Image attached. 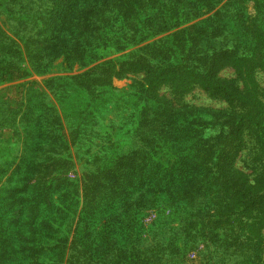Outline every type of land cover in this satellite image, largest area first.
<instances>
[{
	"label": "trees",
	"instance_id": "trees-1",
	"mask_svg": "<svg viewBox=\"0 0 264 264\" xmlns=\"http://www.w3.org/2000/svg\"><path fill=\"white\" fill-rule=\"evenodd\" d=\"M259 71L264 0H0V86L14 85L0 88V137L22 142L0 165V264H190L206 242L204 264H256L255 242L216 230L264 213ZM194 90L225 106L186 102ZM245 150L249 174L234 165Z\"/></svg>",
	"mask_w": 264,
	"mask_h": 264
},
{
	"label": "rangeland",
	"instance_id": "rangeland-1",
	"mask_svg": "<svg viewBox=\"0 0 264 264\" xmlns=\"http://www.w3.org/2000/svg\"><path fill=\"white\" fill-rule=\"evenodd\" d=\"M249 12H250V17L251 19L255 20L256 17V10L254 8V6L252 4H250L249 6ZM251 21V20H249ZM191 31V30H190ZM200 28H196L194 30V34L198 35L200 34ZM132 50H126L122 53L119 54H115L112 55L104 60L107 59H115L117 57H121L124 54L129 53ZM102 60V61H104ZM100 61V62H102ZM114 65V64H112ZM108 67H110L109 65H106ZM104 66V67H106ZM115 66V65H114ZM84 70H87L84 69ZM83 70V71H84ZM117 70H120L119 67H115V70H112V72H116ZM59 75H65L64 72H53L50 74H46V75H34L31 79H36L38 80L43 87L46 86V82L48 81V79L50 78H54L56 76ZM258 80V82L260 83V85L262 87H264V73L259 71L256 74H254ZM219 77H235V71L233 68L231 67H225L224 69L219 71L218 74ZM138 79L137 76L133 75V74H128L126 76H123L122 74L120 75H113L112 77V86L113 88L122 91L124 89H131L130 85H134V87H137V83L134 82V79ZM10 86H14L13 84H6L3 86H0V88L2 87H10ZM10 93L14 94V89L10 88ZM16 96L18 97L17 99L19 100V98L21 97V92L16 93ZM52 99L54 100V98L52 97ZM186 102H189L193 105L196 106H211V107H222L225 106L223 101L220 100H216V99H212L210 97L207 96V94L205 92H201L198 90H194L192 93L188 94L185 97ZM61 114V119L64 125V135L66 138V142L67 144L71 147L72 152L74 151V147L77 141V137L76 134L74 132H71L69 130V128L67 127V118L66 116L63 114L62 111H60ZM219 129H213L212 132H218ZM99 140V139H98ZM80 142H85V139H81ZM16 143L15 142V138L13 136L12 132H8V133H4L1 137H0V165L3 164V160L4 159H12L14 157V155L16 153H21V145L22 142ZM19 158V156H18ZM18 158L17 161L18 162ZM247 160L249 161V156H248V150L246 151H242L241 155L236 159L235 161V167H237L239 170H242L244 173H251V169H249L247 167ZM76 162V161H75ZM15 164L10 162L8 164L5 165L6 169L11 168L10 170L12 171L13 169H15ZM75 173L78 174L79 178H81L82 173H83V169L81 167V164L78 162H76V169L75 172H70V176L74 177ZM250 177L252 178L253 175H250ZM6 179V178H5ZM4 179V180H5ZM3 180V181H4ZM83 181L81 178V187H83ZM2 186V183H0V187ZM0 191H3V189H0ZM240 205V202L237 201V207ZM260 209H264V204L263 206H260ZM234 214H239V211H235ZM248 214H250L249 216V220L247 221L246 226H243V224L240 222L239 218H235L232 222H228L225 224L220 225V227L217 228V232H227L229 233V235H231V239L232 241L235 243L236 241L238 242H242V241H253L255 242L257 245H253L254 247H252L255 250H251L255 253L256 250H259V253H261V257L262 259L256 258V264H264V213L261 210H255V209H249ZM77 216V215H76ZM159 216L156 212L151 213L148 217H147V224L153 222V220L156 218L158 219ZM77 220L78 217H75L72 220V233H71V240L73 239V232L75 229V226L77 224ZM222 226V227H221ZM70 227V228H71ZM209 230H211V228L209 227ZM226 237V235H225ZM222 238V237H221ZM249 238V239H248ZM208 243V242H206ZM201 243V245L197 248V249H193L187 252V259L188 262L190 264H204L206 261L208 262V258H215L217 253H215V248L210 245L209 243ZM69 254V250L67 248V256ZM65 264H67V260L65 261Z\"/></svg>",
	"mask_w": 264,
	"mask_h": 264
}]
</instances>
